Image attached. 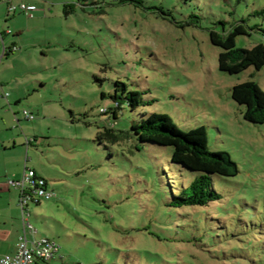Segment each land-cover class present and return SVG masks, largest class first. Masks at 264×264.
Returning <instances> with one entry per match:
<instances>
[{
  "label": "rangeland",
  "instance_id": "374dc122",
  "mask_svg": "<svg viewBox=\"0 0 264 264\" xmlns=\"http://www.w3.org/2000/svg\"><path fill=\"white\" fill-rule=\"evenodd\" d=\"M49 1L32 6L40 11L29 25L16 20L26 26L25 49L8 74L12 92L26 96L22 126L36 136L29 165L57 191L30 204L36 236L60 244L52 264H264V123L247 120L232 97L246 80L264 89V66L221 70L210 36L244 22L253 29L237 45L264 42V0ZM68 2L76 7L66 14ZM117 80L149 101L124 104L117 130L168 113L186 130L205 125L209 148L231 153L240 171L214 175L220 198L170 206L171 147L98 140L115 120L102 109L114 105ZM25 109L36 118L25 119Z\"/></svg>",
  "mask_w": 264,
  "mask_h": 264
},
{
  "label": "trees",
  "instance_id": "16d2710c",
  "mask_svg": "<svg viewBox=\"0 0 264 264\" xmlns=\"http://www.w3.org/2000/svg\"><path fill=\"white\" fill-rule=\"evenodd\" d=\"M11 2L19 3L10 0L9 10ZM75 7V2L65 3L64 11L66 14L71 13ZM18 10L22 9L19 8L12 12ZM257 13L264 14V8ZM257 28H259L258 25ZM251 29L253 28L244 22H239L232 25L229 30L225 29L222 32L211 30L210 36L213 44L221 47L219 54V68L221 70L236 74L251 66L256 69H261L264 66L263 41L252 47L237 45V36L240 34L249 35ZM12 48L18 49L19 47L13 45ZM145 93V91L129 89L125 82L117 80L115 91L110 94L114 100V105L102 109L103 113H108L109 117L115 120L110 121L109 126L99 129L98 140L117 143L124 138L135 137L141 143L171 147L170 170L164 168V177L172 194V199L168 203L170 206L207 205L209 202L220 198L221 193L214 187V175L235 176L239 173L240 168L229 151L211 150L209 148L208 132L205 125L186 130L180 127L170 114L152 112L140 121L133 122L130 130H117L115 128L116 119L124 104L134 110L149 103L145 98ZM106 95V92H102V96L105 97ZM232 97L239 104L245 106L244 117L247 120L264 123V89L256 81L246 80L235 84L232 88ZM30 169H33L37 176H42L48 181L49 186L55 191L52 198H56L57 191L51 186L49 180L37 173L34 168ZM41 202L35 203L40 204Z\"/></svg>",
  "mask_w": 264,
  "mask_h": 264
},
{
  "label": "crops",
  "instance_id": "0c3cea01",
  "mask_svg": "<svg viewBox=\"0 0 264 264\" xmlns=\"http://www.w3.org/2000/svg\"><path fill=\"white\" fill-rule=\"evenodd\" d=\"M9 1L0 0V255L15 252L22 233L21 188L10 184V180L24 177L26 169L30 167L28 153L33 146V140H36V136L33 139L27 134L29 131L26 132L22 126L23 118L18 117L17 107L22 104V99L26 96L25 93L16 95L12 92L10 85L15 81L10 78L8 71L11 70L9 62L12 63L21 56L15 54L17 49H13L12 46L17 45L19 47L17 51H21L22 47L23 50L25 49L20 42L24 40L26 26L16 20L20 17L24 18L29 25V22L37 17L35 13H39L40 9L12 12L9 10ZM12 1H23L33 7L40 4L43 5L41 7H45L44 5L51 3L49 0ZM18 14L20 16L16 17ZM8 21L14 26V30L6 28ZM16 82L20 83L18 80ZM4 91L9 92L7 97L3 95ZM24 118L35 119H28L25 116ZM30 168H34L37 173L44 176L36 167Z\"/></svg>",
  "mask_w": 264,
  "mask_h": 264
},
{
  "label": "built area",
  "instance_id": "2783aa9c",
  "mask_svg": "<svg viewBox=\"0 0 264 264\" xmlns=\"http://www.w3.org/2000/svg\"><path fill=\"white\" fill-rule=\"evenodd\" d=\"M30 10L32 6L25 2L10 3V10ZM7 97L9 92L4 91ZM23 115L28 119H34L35 113L25 109ZM10 184L21 188L20 205L23 209V230L17 242V248L13 253L0 255V264H52L57 252L59 243L48 236L37 237V228L32 223L30 216V204L55 195V191L49 186L48 181L42 176H37L33 169L27 168L22 179H11Z\"/></svg>",
  "mask_w": 264,
  "mask_h": 264
}]
</instances>
